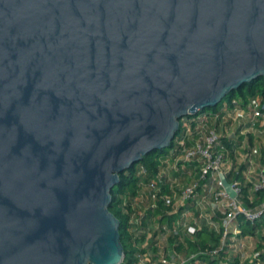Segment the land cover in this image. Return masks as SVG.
Returning <instances> with one entry per match:
<instances>
[{"label": "water", "instance_id": "1", "mask_svg": "<svg viewBox=\"0 0 264 264\" xmlns=\"http://www.w3.org/2000/svg\"><path fill=\"white\" fill-rule=\"evenodd\" d=\"M260 76L264 0H0V264H120L119 173Z\"/></svg>", "mask_w": 264, "mask_h": 264}, {"label": "built area", "instance_id": "2", "mask_svg": "<svg viewBox=\"0 0 264 264\" xmlns=\"http://www.w3.org/2000/svg\"><path fill=\"white\" fill-rule=\"evenodd\" d=\"M232 114H235V118L231 117ZM229 117L233 120L227 119ZM258 126H261L259 131L264 132L262 101L251 102L246 107L240 105L237 99H232L230 104L227 101L222 102L215 112L201 111L197 116L186 115L182 118L183 134L191 136L194 132V136L191 138L192 143L183 148L181 157L176 158L172 168L184 174V181L181 177L170 174L168 164L166 169L160 170L149 179L133 199L132 204L136 211L129 217V223L134 225L136 238L144 234L143 239L134 247L135 264H190L197 254L183 255L170 243V235L179 239L183 235H193L201 228L202 220L214 225L213 217L219 214V222L223 227L222 248L229 235L232 238L240 232L237 224L239 215L250 222L264 215V200L251 208L237 198L241 193L240 179L233 178L230 181L236 192V196L231 198L219 177L220 172L226 176L225 170L229 167L227 159L231 155L236 157L239 147L254 146L249 141L244 143V139L249 140V135L255 137L254 130ZM226 139L232 143V154L225 146ZM178 142L183 145L184 139ZM256 147L255 151L248 149L243 157L254 156ZM178 160L181 162L177 163ZM234 173H238L237 169H234ZM244 176L251 181L252 189L264 191V166ZM147 209L153 215L142 225ZM165 219L167 222H164ZM217 252L218 249L210 251L212 254ZM257 256L258 252H255L253 257Z\"/></svg>", "mask_w": 264, "mask_h": 264}, {"label": "trees", "instance_id": "3", "mask_svg": "<svg viewBox=\"0 0 264 264\" xmlns=\"http://www.w3.org/2000/svg\"><path fill=\"white\" fill-rule=\"evenodd\" d=\"M230 104L232 99H237L240 105H245L247 102L253 103L256 101L264 102V76L255 77L249 82L243 83L239 88L231 91L224 97ZM220 102L216 106H209L203 111H217L221 106ZM201 113H197L191 116H197ZM184 117V116H183ZM179 119V129L171 141V147L168 151L165 148L153 149L144 155L138 162L132 164L129 168L119 173L118 183L111 189V201L108 209L119 219V234L120 240L123 245L124 257L120 264H135L133 253L135 251V244L139 240L143 239L144 234H140V237L134 236V225L129 223V217L136 211L133 207V199L136 194L145 186L147 181L169 165H174L177 157H181L183 148L188 147L192 143L191 136H185L182 132L181 123L182 118ZM252 136H249L251 142ZM184 139L183 145L179 144V140ZM225 146L229 149L230 154L232 143L228 139L224 140ZM169 150L171 152L169 153ZM232 157V155H231ZM233 158V157H232ZM169 163H167V161ZM180 163L181 161H176ZM245 165L241 164L237 171L238 173L229 172L226 174V178L231 181L233 178L240 179L241 193L237 197L245 205L254 208L264 200V191L252 189V183L246 180V177L241 174V171ZM169 172L172 176L181 177L184 181V174L181 171L169 167ZM146 215L142 218V225L150 220L153 212L147 209ZM219 220V214L213 217L214 225H209L202 220V225L193 235H183L181 239L178 237L169 236V241L174 247L180 251L183 255L197 254L192 258L190 264H241L243 261L246 264H264V215L254 222H250L244 219L241 215L238 216L237 224L240 232L239 236L251 235L256 237V250L258 252L257 257H253V253L249 260H241L240 255L233 253L230 250V236L229 235L223 247L221 248V238L223 234V227ZM213 249H218L216 254L210 253Z\"/></svg>", "mask_w": 264, "mask_h": 264}, {"label": "rangeland", "instance_id": "4", "mask_svg": "<svg viewBox=\"0 0 264 264\" xmlns=\"http://www.w3.org/2000/svg\"><path fill=\"white\" fill-rule=\"evenodd\" d=\"M227 101L226 99H222L220 102H224ZM246 107L249 105V102H247ZM235 114H232L231 117L235 118L234 116ZM232 118H227V119H231ZM224 121V120H223ZM236 124V123H235ZM234 127V124L232 125V128ZM258 128H261V126H258L256 128V130H254L255 132V139H256V143H257V152L254 155L252 153V157H264V132H260ZM248 138L244 139V143H248ZM169 148H165V151H168ZM248 149L251 151L252 149L255 151L254 146H250V147H239L238 151L236 152V157H243V154L246 153L248 151ZM171 152V150H169V153ZM242 154V155H241ZM258 164L260 163L257 160ZM237 163L239 164V160L237 159ZM261 165V164H260ZM239 197V196H238ZM208 208V205H207ZM209 209V208H208ZM208 209H206V211H208ZM220 221V219L218 220ZM164 222H167V219L164 220ZM230 250L233 253H237L240 255L241 260L245 259V260H249L251 258V255L257 251L256 250V237L251 236V235H243V236H239L237 234V236H234L232 238H230ZM241 264H246L244 261Z\"/></svg>", "mask_w": 264, "mask_h": 264}, {"label": "crops", "instance_id": "5", "mask_svg": "<svg viewBox=\"0 0 264 264\" xmlns=\"http://www.w3.org/2000/svg\"><path fill=\"white\" fill-rule=\"evenodd\" d=\"M251 138H252V140H251V142L249 141V143H251V145H254V147L257 146L255 137L253 136ZM237 159L239 160V164L237 163ZM257 160L260 162L259 164H258ZM227 164L229 165V167L227 166L228 169L225 170V172H227V173H229V172L233 173L234 169L235 170L238 169V167L241 164H243L245 166L243 167L241 173L244 175H246V173L252 174V172H256V170H258L260 167L264 166V157H251V156H249V157H238V158L237 157H233V158L228 157ZM170 166L172 167V165H170ZM200 192H201V190H200Z\"/></svg>", "mask_w": 264, "mask_h": 264}]
</instances>
